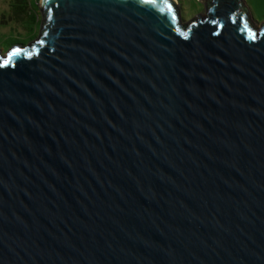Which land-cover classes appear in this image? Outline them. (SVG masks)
<instances>
[{
  "label": "water",
  "instance_id": "obj_1",
  "mask_svg": "<svg viewBox=\"0 0 264 264\" xmlns=\"http://www.w3.org/2000/svg\"><path fill=\"white\" fill-rule=\"evenodd\" d=\"M199 2L41 0L0 50V264H264V22Z\"/></svg>",
  "mask_w": 264,
  "mask_h": 264
},
{
  "label": "rangeland",
  "instance_id": "obj_2",
  "mask_svg": "<svg viewBox=\"0 0 264 264\" xmlns=\"http://www.w3.org/2000/svg\"><path fill=\"white\" fill-rule=\"evenodd\" d=\"M22 0H0V50L7 53L12 47L28 46L37 40L46 17L41 10V0H26L28 8L22 14L16 13ZM252 8L259 25L264 22V0H246ZM201 3L186 0L185 10L181 7L182 19L191 20ZM205 11V10H203Z\"/></svg>",
  "mask_w": 264,
  "mask_h": 264
},
{
  "label": "snow or ice",
  "instance_id": "obj_3",
  "mask_svg": "<svg viewBox=\"0 0 264 264\" xmlns=\"http://www.w3.org/2000/svg\"><path fill=\"white\" fill-rule=\"evenodd\" d=\"M144 3H152V4H155L157 2V0H143ZM168 9L171 10V5H167ZM163 10V9H161ZM175 18V17H174ZM213 23H215V21H213ZM242 30H247L248 31V35L251 39H255L256 38V34L254 32H252L250 29H248V26H247V22L245 21L244 22V28H242ZM185 36H187V33H185ZM40 43H43V41H40ZM23 50L20 49V48H15L13 49V51L9 54L8 58L5 59L3 61V64L4 65H7L9 64V62L12 60V58L17 55V54H20ZM26 55H29L31 56L32 53L31 52H27L25 53Z\"/></svg>",
  "mask_w": 264,
  "mask_h": 264
},
{
  "label": "crops",
  "instance_id": "obj_4",
  "mask_svg": "<svg viewBox=\"0 0 264 264\" xmlns=\"http://www.w3.org/2000/svg\"><path fill=\"white\" fill-rule=\"evenodd\" d=\"M180 1V3H181V7H182V9L183 10H185V8H186V0H179ZM189 1H198V0H189ZM246 1V0H245ZM247 3V2H246ZM248 4V3H247ZM249 9H250V14H251V18L253 19V21H257V20H255V18H254V15H253V11H252V8L249 6ZM203 10H205L204 9V5L201 3V6L199 7V10L197 11V13H196V15H194L193 16V18H195L196 16H198V14H200V13H202V12H204ZM192 18V19H193ZM187 21V20H186ZM190 21V20H189ZM258 22V21H257Z\"/></svg>",
  "mask_w": 264,
  "mask_h": 264
},
{
  "label": "trees",
  "instance_id": "obj_5",
  "mask_svg": "<svg viewBox=\"0 0 264 264\" xmlns=\"http://www.w3.org/2000/svg\"><path fill=\"white\" fill-rule=\"evenodd\" d=\"M28 8V3L26 0L21 1V6H19L16 10V13L22 14Z\"/></svg>",
  "mask_w": 264,
  "mask_h": 264
},
{
  "label": "built area",
  "instance_id": "obj_6",
  "mask_svg": "<svg viewBox=\"0 0 264 264\" xmlns=\"http://www.w3.org/2000/svg\"><path fill=\"white\" fill-rule=\"evenodd\" d=\"M176 1V3L181 7V3H180V1L179 0H175Z\"/></svg>",
  "mask_w": 264,
  "mask_h": 264
}]
</instances>
